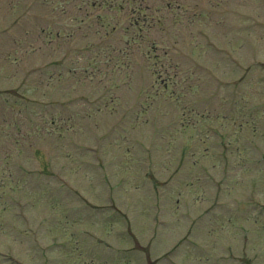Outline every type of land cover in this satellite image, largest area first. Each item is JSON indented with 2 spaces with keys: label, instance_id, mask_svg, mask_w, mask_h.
<instances>
[{
  "label": "rangeland",
  "instance_id": "374dc122",
  "mask_svg": "<svg viewBox=\"0 0 264 264\" xmlns=\"http://www.w3.org/2000/svg\"><path fill=\"white\" fill-rule=\"evenodd\" d=\"M0 264H264V0H0Z\"/></svg>",
  "mask_w": 264,
  "mask_h": 264
},
{
  "label": "flooded vegetation",
  "instance_id": "af4514ba",
  "mask_svg": "<svg viewBox=\"0 0 264 264\" xmlns=\"http://www.w3.org/2000/svg\"><path fill=\"white\" fill-rule=\"evenodd\" d=\"M146 20H147V18H146V17H144V18H143V22H145Z\"/></svg>",
  "mask_w": 264,
  "mask_h": 264
}]
</instances>
